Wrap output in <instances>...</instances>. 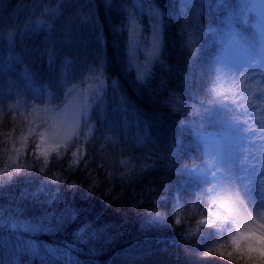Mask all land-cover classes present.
I'll return each mask as SVG.
<instances>
[{
  "label": "trees",
  "instance_id": "trees-1",
  "mask_svg": "<svg viewBox=\"0 0 264 264\" xmlns=\"http://www.w3.org/2000/svg\"><path fill=\"white\" fill-rule=\"evenodd\" d=\"M253 2L0 0V264H264L225 242L233 222L203 223L209 141L252 138L219 91L230 44L258 71L264 119ZM91 90L70 139L43 153L42 112Z\"/></svg>",
  "mask_w": 264,
  "mask_h": 264
},
{
  "label": "rangeland",
  "instance_id": "rangeland-1",
  "mask_svg": "<svg viewBox=\"0 0 264 264\" xmlns=\"http://www.w3.org/2000/svg\"><path fill=\"white\" fill-rule=\"evenodd\" d=\"M252 10L258 15L256 24L264 42V0H254ZM153 27L154 31L158 30L155 19ZM133 41L134 52H138L140 40L134 38ZM135 56L138 57L137 53ZM143 59L139 56L136 62L142 63ZM256 72L258 74L253 65L241 60L234 45L230 44L218 71L219 91L249 112L252 120L247 133H252V138L248 147H245L247 150L237 148L229 139L210 140L207 153L214 177L213 208L208 224L217 221L233 222L237 233L245 230L259 231L260 224L264 223V141L259 142L264 136V133L260 135L264 131V119L254 105L257 91L262 86ZM93 93L91 90L80 94L61 109L38 114L43 121L39 125L40 148L43 153L59 148L70 139L81 119L86 116ZM220 203L226 204L230 211L221 209Z\"/></svg>",
  "mask_w": 264,
  "mask_h": 264
},
{
  "label": "clouds",
  "instance_id": "clouds-1",
  "mask_svg": "<svg viewBox=\"0 0 264 264\" xmlns=\"http://www.w3.org/2000/svg\"><path fill=\"white\" fill-rule=\"evenodd\" d=\"M228 227L231 228V224ZM253 227H255L254 222ZM229 239L232 244L235 240L240 248H247L248 250L257 249L260 252H264V223L260 224V230L256 232L245 230L233 233L231 237H228L226 234L225 242L227 243Z\"/></svg>",
  "mask_w": 264,
  "mask_h": 264
},
{
  "label": "snow or ice",
  "instance_id": "snow-or-ice-1",
  "mask_svg": "<svg viewBox=\"0 0 264 264\" xmlns=\"http://www.w3.org/2000/svg\"><path fill=\"white\" fill-rule=\"evenodd\" d=\"M219 207L221 209H224L225 211H230V209H228L227 205L224 203H220ZM217 219H219V216H217ZM225 220H227V216L224 217ZM203 223L207 224L208 221H203ZM233 244L237 246V248H239V245L237 244V242L234 240ZM262 254H264V252H262Z\"/></svg>",
  "mask_w": 264,
  "mask_h": 264
}]
</instances>
